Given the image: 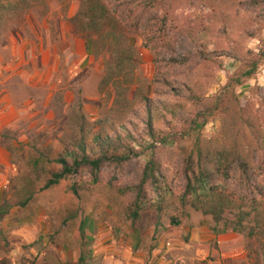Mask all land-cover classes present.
<instances>
[{
	"label": "rangeland",
	"instance_id": "1",
	"mask_svg": "<svg viewBox=\"0 0 264 264\" xmlns=\"http://www.w3.org/2000/svg\"><path fill=\"white\" fill-rule=\"evenodd\" d=\"M203 1L180 3L171 14L174 25L192 26L194 33H199L200 25L209 20L211 13ZM80 4V0H0V57L17 68L13 50L5 46L23 39L28 62L23 67L32 73L28 78H10L12 88L8 90L12 89L13 100L29 111L0 131V142L9 149L14 166L7 171L3 193L14 207L0 221V264H264V200L257 221L250 224L261 226L253 237L248 233L250 229L243 233L217 232L222 226L212 216L182 204V153L199 138L216 137L221 123L216 115L202 116L191 126L182 114L195 116L194 105L162 93L167 89L157 82L161 77L159 66L163 76L180 83L188 80L190 71L186 69L180 75L178 67L158 63L165 53L153 32H130L139 62L130 77L132 86L127 97L133 99L136 92L137 105L144 96L175 104L174 111L165 109L156 120L157 138L148 135L145 124L137 121L136 140L130 149L120 152L125 161L107 162L99 182L84 171L38 191L27 207L18 205L26 197L27 183L40 189L52 168L58 169L55 163L35 167L34 159L42 153L56 158L75 137L84 134L83 129L88 133L97 121L114 120L125 104L115 101L112 86L102 91L107 64L103 56L96 58L92 53L89 68L72 81L68 72L61 71L62 83L57 85L48 82L52 69L40 65L41 50L54 45L62 59L67 58L65 48L73 36H78L71 18ZM250 22L248 18L238 19L237 34ZM210 42V50H215L219 40ZM245 48L260 53L264 33L247 41ZM197 68L196 77L204 83L207 96L213 97L242 69V64L227 56H214ZM39 69L44 79L37 82L33 73ZM10 73L1 75L0 80ZM236 91L243 104H260L264 97V65L254 78L236 86ZM149 164L156 166L155 175L163 178L162 195L150 183L145 186L146 193L137 190ZM223 185L229 193L235 191L231 184ZM137 199L143 207L134 221Z\"/></svg>",
	"mask_w": 264,
	"mask_h": 264
},
{
	"label": "trees",
	"instance_id": "2",
	"mask_svg": "<svg viewBox=\"0 0 264 264\" xmlns=\"http://www.w3.org/2000/svg\"><path fill=\"white\" fill-rule=\"evenodd\" d=\"M183 1L80 0L79 11L71 18L76 33L87 41L96 58H106L102 91L112 86L115 101L125 104L114 120H99L88 133L83 129L84 134L75 137L73 144L56 158L42 153L34 159L35 167L55 163L58 169L52 168L51 176L40 189L27 183L26 197L19 206L27 207L38 191L50 189L68 176H78L84 171L90 172L94 181L99 182L107 162L125 161L120 152L130 149L136 140L137 121L145 124L148 135L157 138L156 120L165 109L174 111L175 104L168 105L163 100L156 102L144 96L137 105L136 92L133 99L127 97L132 86L130 77L139 62V52L132 43L130 32H153L156 43L162 42L160 48L165 53L158 63L178 67L180 75L186 69L190 71L188 80L180 83L168 75L163 76L162 66H159L161 77L157 82L167 89L162 93L194 105L195 116L182 114L191 126L202 116L216 115L221 123L216 137L199 138L192 148L182 153L181 167L185 177L182 204L212 216L215 223L222 226L216 229L217 232L243 233L250 229V236L258 234L260 224H250L257 221L255 217L264 200V97L260 104L252 101L243 104L236 86L254 78L264 65V48L258 54L245 48L247 41L264 33V0H204L211 13L209 20L200 25L199 33H194L192 26L177 27L172 22V12ZM161 5L164 6L160 9ZM246 18L251 22L237 34L235 23ZM215 38L219 40L218 47L210 50V41ZM214 56L233 58L242 64V69L218 94L208 97L204 83L196 77L197 66ZM167 59L168 63H165ZM41 159L44 161L39 162ZM155 169L156 166H146L136 186L139 193H146L145 186L150 183L153 190L162 195L163 178L155 175ZM223 184H231L235 191L229 193ZM137 202L134 221L140 217L143 207L141 199ZM13 207L4 198L0 203V221L11 214Z\"/></svg>",
	"mask_w": 264,
	"mask_h": 264
},
{
	"label": "crops",
	"instance_id": "3",
	"mask_svg": "<svg viewBox=\"0 0 264 264\" xmlns=\"http://www.w3.org/2000/svg\"><path fill=\"white\" fill-rule=\"evenodd\" d=\"M64 39L67 40V36L64 32ZM24 40H15V44H10L5 46L6 49L10 48L13 50L17 63V68L10 67L7 63L5 64V59L0 57V76L6 75L7 72H11L10 76H5L6 78L0 80V131L4 130L10 125H14V122L21 117L22 114H26L29 110L28 108H22V105L16 104L12 97V86L9 81L10 78H14L17 75L22 79L32 76V73L24 69L23 65H26V57L24 50L27 48L24 45ZM42 60L41 64L43 68L52 69V74L48 76V82H54V85L62 83V79L59 73L68 72L70 81L76 75H78L82 70L89 68V64L93 61V54L91 48H89L87 41L79 36H73L69 40V45L65 48L66 59H62L61 54L56 50V46L53 48L41 50ZM1 55V53H0ZM63 60V61H62ZM7 66V67H6ZM6 67V68H4ZM6 69V70H5ZM10 70V71H9ZM33 77L36 78L37 82L44 79V73L41 70H37L33 73ZM1 141V140H0ZM4 165L3 170L1 166ZM14 166L11 163V153L7 146L0 142V203L4 200V190L7 185V171L13 170Z\"/></svg>",
	"mask_w": 264,
	"mask_h": 264
}]
</instances>
